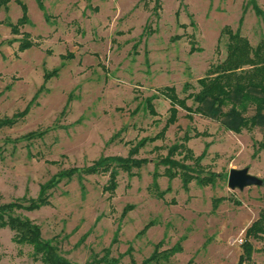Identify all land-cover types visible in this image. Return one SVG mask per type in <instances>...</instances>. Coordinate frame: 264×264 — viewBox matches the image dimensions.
I'll return each mask as SVG.
<instances>
[{
	"label": "rangeland",
	"instance_id": "1",
	"mask_svg": "<svg viewBox=\"0 0 264 264\" xmlns=\"http://www.w3.org/2000/svg\"><path fill=\"white\" fill-rule=\"evenodd\" d=\"M22 1L29 21L18 33L8 23L21 5H0V204H28L49 185L48 205L15 214L75 263L142 264L180 247L151 264H237L264 185L231 190L228 176L249 167L264 179V129L229 131L173 105L166 87L195 109L188 95L227 55L223 28L253 47L264 39V0H42L45 11ZM25 38L32 45L20 49ZM118 158L140 165L126 170ZM169 158L216 176L185 187ZM100 160L111 167L88 173ZM13 236L0 227V264H43ZM252 242L253 263L264 264V237Z\"/></svg>",
	"mask_w": 264,
	"mask_h": 264
},
{
	"label": "trees",
	"instance_id": "2",
	"mask_svg": "<svg viewBox=\"0 0 264 264\" xmlns=\"http://www.w3.org/2000/svg\"><path fill=\"white\" fill-rule=\"evenodd\" d=\"M15 1L21 5L23 14L18 19L17 25L12 23H8V25L13 33H18V25L26 24L29 21V15L26 3L22 0ZM9 2L11 0H0V5L8 6ZM38 3L39 7L45 11L42 0H38ZM254 7L257 8L256 4ZM256 11L260 13L259 10L256 9ZM222 35L227 36V55L221 62L210 66L207 74L198 79L199 90L188 95V97L193 98L196 104L195 109L187 104V98H178L173 87H166V92L173 105H180L188 111L193 110L207 118L217 120L229 131L241 133L244 130L252 131L258 127L264 129V39L253 47L249 39L241 34L240 29L233 31L230 26L223 28ZM31 45L30 39L25 38L20 44V49H26ZM54 72L52 75L57 73V71ZM170 92L172 93L170 94ZM177 113L178 110L172 106L170 122H175ZM184 137L189 138L187 135ZM261 149H264V142L258 144L256 151ZM171 152L173 153V149ZM115 160L120 167L126 170H130L132 166L140 165L139 160L124 158ZM111 164L100 160L96 166L88 168V173L96 172L97 165H104L105 170H108L107 168H110ZM165 164L172 168L185 169L183 172L182 170L179 171L180 176L185 181V187L194 178L199 179L197 175L191 173L194 170L175 159L169 158ZM170 167L167 168L168 174L175 175L176 172H173ZM214 176L216 173H212L208 179L202 178L199 181L209 180ZM111 178H115V172L111 173ZM115 185L116 183L112 181V185L106 186V190H114ZM154 185L157 187L156 182ZM48 186H42L39 197L30 200L28 204L17 201L0 204V227H9L14 232L13 240L16 243L32 246L33 256L43 264H80L65 257L54 239L44 238L38 224L28 217L15 214L17 209L32 211L48 205L50 203L49 196L44 194ZM263 237L264 208L261 210L259 218L252 222L245 231L242 253L237 264H255L252 261L255 252L252 239L259 240ZM179 249L180 247H175L172 250L159 251L156 248L155 252L142 264H151L155 260L168 259ZM100 262L106 263L84 264H119L118 259L109 260L108 256L101 259Z\"/></svg>",
	"mask_w": 264,
	"mask_h": 264
},
{
	"label": "water",
	"instance_id": "3",
	"mask_svg": "<svg viewBox=\"0 0 264 264\" xmlns=\"http://www.w3.org/2000/svg\"><path fill=\"white\" fill-rule=\"evenodd\" d=\"M263 178L250 172L249 167L232 168L228 176V187L231 190H244L250 186H263Z\"/></svg>",
	"mask_w": 264,
	"mask_h": 264
},
{
	"label": "built area",
	"instance_id": "4",
	"mask_svg": "<svg viewBox=\"0 0 264 264\" xmlns=\"http://www.w3.org/2000/svg\"><path fill=\"white\" fill-rule=\"evenodd\" d=\"M241 243H243V240L241 239Z\"/></svg>",
	"mask_w": 264,
	"mask_h": 264
}]
</instances>
